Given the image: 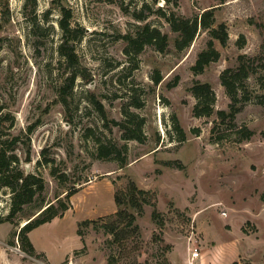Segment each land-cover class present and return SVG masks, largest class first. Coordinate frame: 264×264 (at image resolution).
I'll return each instance as SVG.
<instances>
[{
  "label": "rangeland",
  "instance_id": "obj_1",
  "mask_svg": "<svg viewBox=\"0 0 264 264\" xmlns=\"http://www.w3.org/2000/svg\"><path fill=\"white\" fill-rule=\"evenodd\" d=\"M211 8V27L199 25L177 48L167 16L194 19ZM64 9L73 65L60 53ZM147 23L167 34L165 50L127 53L125 36ZM222 23L224 45L210 31ZM210 40L220 55L195 73ZM240 54L255 60L251 98L234 126L216 110L229 109L220 75ZM263 64L264 0H0V146L37 180L33 200L0 223V264H264ZM196 80L216 93L210 116L193 111ZM101 143L115 153L99 157ZM133 186L144 191L137 207ZM58 198L69 208L31 230L37 257L26 254L20 228L51 203L58 208ZM12 203V189L0 185V219Z\"/></svg>",
  "mask_w": 264,
  "mask_h": 264
},
{
  "label": "trees",
  "instance_id": "obj_2",
  "mask_svg": "<svg viewBox=\"0 0 264 264\" xmlns=\"http://www.w3.org/2000/svg\"><path fill=\"white\" fill-rule=\"evenodd\" d=\"M60 1V0H55ZM214 8L208 9L203 12L200 17L196 16L194 19L187 18L185 16L179 15L175 12H172L167 16L171 28L173 31L178 33V38L175 40L176 47L179 49L184 48L189 45L194 39L199 25L204 28H210L214 22ZM166 15V14H164ZM70 12L64 9L63 18L60 20V25L63 29V41L60 44V53L61 55L71 64H75L77 61V54L75 50V42H73L74 37H71L72 28L70 26ZM140 19L143 17L138 16ZM212 37L218 38L220 42L224 45L228 40V32L225 28V25L222 23L217 28H212L211 30ZM126 40L128 41L129 47L126 49V52H131V47H134V51L138 53L145 44L154 45L158 50L164 51L167 46L168 36L163 34L160 29L156 27H151L150 24H145L142 29L138 30L136 35H126ZM220 55V52L214 47V42L212 40L208 43V48L202 50L197 57L195 64L192 66V70L195 73L202 72L210 62L216 60ZM250 60V61H249ZM255 57H250L245 54H240L238 56V65L236 68L225 69L221 75V83L225 86L228 95L230 96L231 102L229 104V109H220L216 110V113L219 118L226 119L236 126L235 117L236 113L240 110V107L243 103L248 101L251 98V94L248 93V87L246 80L251 73H253V61ZM264 65V64H263ZM76 73H72L70 76V88H72V83L76 77ZM155 83L161 81V76L156 75L153 77ZM179 77L177 76L174 82L169 84V87H173L178 83ZM193 95L196 97V103L194 104L193 111L197 116H210L215 112V102H216V93L213 90L212 86L208 82H201L196 80L193 85L189 88ZM102 109V106L100 105ZM2 107L0 106V111ZM103 111V110H102ZM128 116H135L134 113H128ZM31 129V127H30ZM141 129V123L138 124V130ZM240 131L243 132V138H250L253 134V131L247 127H243ZM124 137L126 139H138L142 140L140 134H128L125 133ZM115 147V146H114ZM109 148L108 145L101 143L98 146V155L99 157H109L111 154H114L116 148ZM11 148L7 146H0V185L8 186L13 191V203L11 205V211L5 220L0 219V223L3 221H11V217L17 212L23 210L24 203L31 202L37 192V180L31 173H26L23 169H20L18 166H13V163L19 161V158L16 154L10 152ZM125 157L120 161L122 166L126 165ZM40 188V186H39ZM78 187H73L68 189L66 192V197L69 198L73 195ZM131 197L134 198L131 201L133 206L137 207V202L139 201L135 196V193H144L143 190L132 187ZM57 200H60L58 198ZM118 200V196H117ZM119 202V206H120ZM69 208V201L60 200V206L55 208L53 203L44 208L36 217L29 218L19 230L17 236L20 240L21 250L30 256L37 257V251L29 237V233L38 225L52 220L57 216H62L66 209ZM139 208H141L139 206ZM156 211V210H155ZM156 213V212H154ZM131 213H128V215ZM87 223L86 221L81 222ZM78 234L81 236L83 232L78 228Z\"/></svg>",
  "mask_w": 264,
  "mask_h": 264
},
{
  "label": "built area",
  "instance_id": "obj_3",
  "mask_svg": "<svg viewBox=\"0 0 264 264\" xmlns=\"http://www.w3.org/2000/svg\"><path fill=\"white\" fill-rule=\"evenodd\" d=\"M199 254H200V251L198 249H194L191 255L192 259H196L197 257H199Z\"/></svg>",
  "mask_w": 264,
  "mask_h": 264
}]
</instances>
